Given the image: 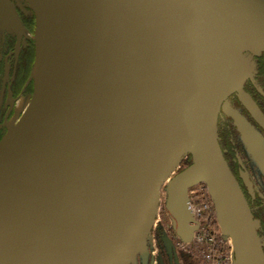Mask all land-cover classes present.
I'll list each match as a JSON object with an SVG mask.
<instances>
[{"label":"water","instance_id":"95a60500","mask_svg":"<svg viewBox=\"0 0 264 264\" xmlns=\"http://www.w3.org/2000/svg\"><path fill=\"white\" fill-rule=\"evenodd\" d=\"M32 5L37 27L41 0ZM55 10L52 79L0 146V264H129L166 180L180 239L197 228L187 190L203 183L232 264H264L217 138L230 93L255 110L242 90L251 75L244 55H264V0H57ZM0 12L20 33L4 0ZM186 154L192 165L168 179Z\"/></svg>","mask_w":264,"mask_h":264},{"label":"flooded vegetation","instance_id":"af4514ba","mask_svg":"<svg viewBox=\"0 0 264 264\" xmlns=\"http://www.w3.org/2000/svg\"><path fill=\"white\" fill-rule=\"evenodd\" d=\"M26 16L25 25L29 29L27 34L19 21L20 33L14 28V33H1L0 37V101L3 105L2 111L6 109L5 121L13 113V101L21 93H27L32 89V80L29 76L31 69L23 80L17 79L24 49L28 48L31 53L30 66L35 57L34 41L31 38L35 16L33 12ZM26 41L27 47L25 44L23 46ZM12 56L14 57L11 61ZM256 59L253 72L246 77L242 85V90L250 97L255 110L249 109L237 92L230 93L219 108L217 137L222 155L256 221L257 234L264 242V55L260 54ZM8 62L10 67L7 66ZM23 84H27L28 88H24ZM4 122L0 121L3 132ZM262 249L264 252V246ZM148 259L151 261L148 264L157 263L151 255ZM164 264H170L168 258L164 259Z\"/></svg>","mask_w":264,"mask_h":264},{"label":"rangeland","instance_id":"374dc122","mask_svg":"<svg viewBox=\"0 0 264 264\" xmlns=\"http://www.w3.org/2000/svg\"><path fill=\"white\" fill-rule=\"evenodd\" d=\"M4 6L8 7L9 9L13 10L16 13L18 20L21 22L23 29L27 34L29 32V29L25 25L27 20L26 14H29V12L32 13L33 10L29 8V6L25 3L24 0H4ZM6 18L0 12V37H1V33H14L13 24ZM33 28H35V24ZM24 44L25 47L28 46L27 41L23 43V46ZM0 48H1V42H0ZM26 50H28V48L24 49V51ZM259 55L260 54L257 53L252 54L250 52H245L244 56L245 58L248 59L246 60V63H248L251 68L250 73L253 72L252 69L257 62L256 57H258ZM34 56H35V49H34ZM13 57L14 56L11 57V61ZM34 58L35 57H33L32 59L33 62H34ZM0 60H1V53H0ZM7 66L10 67V64ZM31 67L33 68V63H31V66L29 65V70L31 69L30 71H32ZM11 73L13 74V71H11ZM245 79L246 77L244 78V80ZM23 85L24 88L26 89L28 88L27 84H23ZM2 108L3 105L1 104L0 101V121L2 120V122H4L6 109L2 111ZM2 130L0 126V139L2 138L4 133ZM188 156L189 154L183 156L179 164L170 173L168 179H170L173 175H175L179 171L188 168L192 165L191 157ZM166 185H167V181L162 185L160 190L161 193L159 195L158 210L154 220L153 227L150 230L149 235L147 236L139 253L129 264H148V262L149 263L151 262L149 261L150 259H148L149 255H151L153 260L157 261V263L155 264H164L165 258L169 259L170 264H208L209 262L207 261V258L205 256L207 253L203 252L204 249L203 246H200L199 245L200 243L196 242L197 238L195 235L190 240L184 241L175 234L172 228L171 220L167 214V211L165 210ZM187 193L190 194L193 198V201L195 203L194 208L201 210L206 209L205 208L206 206L208 208L209 207L208 200H209L214 210V206L211 201V198L208 194L206 186L203 183H197L190 186L187 190ZM210 227L214 228L216 232L218 231L217 232L218 239L222 238L227 242L226 238L223 235H221L222 234L221 229L216 220L215 223L212 222ZM194 233H196V230L194 231Z\"/></svg>","mask_w":264,"mask_h":264},{"label":"bare ground","instance_id":"6f19581e","mask_svg":"<svg viewBox=\"0 0 264 264\" xmlns=\"http://www.w3.org/2000/svg\"><path fill=\"white\" fill-rule=\"evenodd\" d=\"M24 1L33 10L32 0ZM56 1L41 0L42 20L31 34L35 49V58L30 74L32 89L27 93H21L13 101V113L3 124L5 130L0 139V146L10 141L35 114L43 93L52 79L59 55L60 34L55 10ZM87 108L91 117L93 114L91 102L88 103Z\"/></svg>","mask_w":264,"mask_h":264},{"label":"built area","instance_id":"2783aa9c","mask_svg":"<svg viewBox=\"0 0 264 264\" xmlns=\"http://www.w3.org/2000/svg\"><path fill=\"white\" fill-rule=\"evenodd\" d=\"M194 204L192 196L188 194V205L197 223L196 233L193 232L192 238L195 235L196 242L203 246V252L207 253L205 256L209 262L208 264H232L233 252L229 238H226L227 242L222 238L218 239V231L216 232L214 228L210 227L212 222L215 223L216 220L210 201L208 200L209 207L206 206V209L203 210L194 208Z\"/></svg>","mask_w":264,"mask_h":264},{"label":"trees","instance_id":"16d2710c","mask_svg":"<svg viewBox=\"0 0 264 264\" xmlns=\"http://www.w3.org/2000/svg\"><path fill=\"white\" fill-rule=\"evenodd\" d=\"M31 60V53L29 50H26L24 55L22 56L21 64H19V72H18V81L23 80L29 71V65ZM190 157V155L188 156Z\"/></svg>","mask_w":264,"mask_h":264}]
</instances>
